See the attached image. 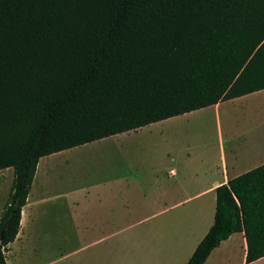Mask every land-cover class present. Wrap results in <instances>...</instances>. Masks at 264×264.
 Listing matches in <instances>:
<instances>
[{
  "label": "trees",
  "instance_id": "16d2710c",
  "mask_svg": "<svg viewBox=\"0 0 264 264\" xmlns=\"http://www.w3.org/2000/svg\"><path fill=\"white\" fill-rule=\"evenodd\" d=\"M264 90V0H0V264L42 157ZM185 264L236 232L264 257V164L217 187Z\"/></svg>",
  "mask_w": 264,
  "mask_h": 264
},
{
  "label": "crops",
  "instance_id": "0c3cea01",
  "mask_svg": "<svg viewBox=\"0 0 264 264\" xmlns=\"http://www.w3.org/2000/svg\"><path fill=\"white\" fill-rule=\"evenodd\" d=\"M250 94L226 101L245 99ZM223 102L212 106L219 109ZM156 130L163 134L166 129ZM257 130L241 149L231 148L227 153L220 126L218 149L192 145L179 148L175 144L164 151L170 159L149 156L145 146L139 147L145 156H136L133 150L138 147L118 138L112 144L119 151L107 159L106 173L92 175L74 189L58 194L53 209L46 205L50 197L40 192L49 167L48 162L40 165L42 157L22 209L20 231L9 250L22 243L23 225V241L28 247L41 209L42 224L54 223L57 227L58 246L76 247L60 254V262L87 247L118 245L121 264H185L214 224L217 187L264 164V130ZM247 250L245 233L236 232L223 240L204 264H264V257L247 262Z\"/></svg>",
  "mask_w": 264,
  "mask_h": 264
},
{
  "label": "rangeland",
  "instance_id": "374dc122",
  "mask_svg": "<svg viewBox=\"0 0 264 264\" xmlns=\"http://www.w3.org/2000/svg\"><path fill=\"white\" fill-rule=\"evenodd\" d=\"M220 126L227 153L231 148L241 149L247 137L252 138L254 129H258V132L264 130V90L250 94L245 99L225 101L219 109L214 106L198 109L149 124L138 132L122 133L116 138L97 140L45 156L41 159L40 165L48 162L49 167L44 178V188L40 192L50 197L46 205L53 209L57 206L58 194L74 189L92 175L106 173L107 159L119 151L112 144L118 138L120 141L136 145L138 148L133 150V154L137 153L136 156H145V151L141 154L139 149L145 146L148 148L146 153H149V156L155 155L161 159L165 157L170 159L171 156L164 155V151L169 150V147L175 144L179 148L192 145L218 149ZM160 127L166 129L163 134H159L156 130ZM126 152L128 155V151ZM40 165L39 175L42 174ZM44 174H46L45 171ZM13 178V168L0 171V217L7 202ZM38 211L40 212L39 221L35 227L34 238L29 240L28 247H26L23 241L25 238V226L23 225L20 235L22 243L8 251L7 264H121V246L118 245L87 247L76 252L77 255L72 253L67 261L60 262V254L65 250L72 251L76 247H59L56 225L54 223L43 225L41 209Z\"/></svg>",
  "mask_w": 264,
  "mask_h": 264
},
{
  "label": "built area",
  "instance_id": "2783aa9c",
  "mask_svg": "<svg viewBox=\"0 0 264 264\" xmlns=\"http://www.w3.org/2000/svg\"><path fill=\"white\" fill-rule=\"evenodd\" d=\"M171 172H173V170Z\"/></svg>",
  "mask_w": 264,
  "mask_h": 264
}]
</instances>
